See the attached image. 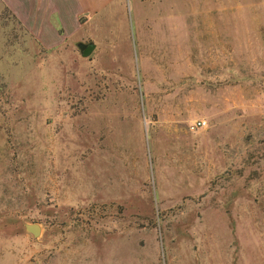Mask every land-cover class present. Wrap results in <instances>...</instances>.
I'll return each mask as SVG.
<instances>
[{
  "label": "rangeland",
  "instance_id": "rangeland-1",
  "mask_svg": "<svg viewBox=\"0 0 264 264\" xmlns=\"http://www.w3.org/2000/svg\"><path fill=\"white\" fill-rule=\"evenodd\" d=\"M58 38L0 5V264H264V0H121Z\"/></svg>",
  "mask_w": 264,
  "mask_h": 264
},
{
  "label": "crops",
  "instance_id": "crops-1",
  "mask_svg": "<svg viewBox=\"0 0 264 264\" xmlns=\"http://www.w3.org/2000/svg\"><path fill=\"white\" fill-rule=\"evenodd\" d=\"M121 0H0L25 28L28 34L39 36L44 46L60 42L58 35L74 32L81 16L105 12ZM57 37V38H56Z\"/></svg>",
  "mask_w": 264,
  "mask_h": 264
},
{
  "label": "water",
  "instance_id": "water-1",
  "mask_svg": "<svg viewBox=\"0 0 264 264\" xmlns=\"http://www.w3.org/2000/svg\"><path fill=\"white\" fill-rule=\"evenodd\" d=\"M91 49H92V45H89V46L83 48V50H82V56H86V55H88V54L90 53ZM29 229H30V231H31L33 234H36L37 231H38V229H37V227H36L35 225H31V226H29Z\"/></svg>",
  "mask_w": 264,
  "mask_h": 264
},
{
  "label": "built area",
  "instance_id": "built-area-1",
  "mask_svg": "<svg viewBox=\"0 0 264 264\" xmlns=\"http://www.w3.org/2000/svg\"><path fill=\"white\" fill-rule=\"evenodd\" d=\"M205 125V122L204 121H195V122H193L190 126H189V128L191 129V130H193V129H195V128H201V127H203Z\"/></svg>",
  "mask_w": 264,
  "mask_h": 264
}]
</instances>
